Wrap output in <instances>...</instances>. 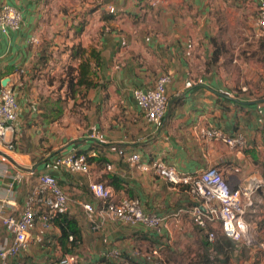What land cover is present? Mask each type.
<instances>
[{
  "label": "crops",
  "instance_id": "obj_1",
  "mask_svg": "<svg viewBox=\"0 0 264 264\" xmlns=\"http://www.w3.org/2000/svg\"><path fill=\"white\" fill-rule=\"evenodd\" d=\"M259 1L166 0L153 8L149 0H0V9L10 4L22 14L19 30L0 32V78L9 79L19 103L11 135L15 148H0V205L18 215L38 174L51 173L68 194L67 214L82 233L73 245L69 237L61 239L56 219L44 231L38 221L22 258L42 264L79 254L82 264H109L105 255L112 248L130 258L134 247L157 250L167 243L164 236L197 228L186 212L193 202L189 187L132 163L133 153L144 163L161 160L181 174L217 165L233 183L254 174L264 177V39L255 28ZM33 36L37 43L30 41ZM79 43L85 52L72 60V46ZM216 44L223 50L215 60ZM86 59L89 75L80 77ZM68 65L76 76L73 90L64 73ZM165 73L170 75L168 107L159 123L149 122L133 90L153 88ZM82 78L90 84L78 82ZM37 95H62V100ZM73 106L82 118L81 134L66 141L48 119L71 116ZM27 124L33 134L30 150L21 136ZM205 127L242 134L246 147L237 151L203 139ZM69 153H88L95 161L88 172L55 164L56 157ZM235 168L240 171L233 173ZM91 181L111 186L119 198H139L145 211L168 214L163 234L99 217L96 225L83 207L99 204ZM9 238L0 223V243Z\"/></svg>",
  "mask_w": 264,
  "mask_h": 264
},
{
  "label": "built area",
  "instance_id": "obj_2",
  "mask_svg": "<svg viewBox=\"0 0 264 264\" xmlns=\"http://www.w3.org/2000/svg\"><path fill=\"white\" fill-rule=\"evenodd\" d=\"M166 0H149L153 7H159ZM111 11H114L111 8ZM22 14L19 9L10 4H3L0 9V32L9 34L20 29ZM257 34L264 39V0H260L256 19ZM38 42L33 36L30 40ZM0 78V148L13 150L14 139L11 137L13 122L17 119L19 103L11 85H2ZM169 74H162L153 88L133 90L134 99L143 115L149 122L159 123L163 118L169 103L167 85ZM203 139L219 141L229 148L242 151L246 142L242 134L231 135L217 127H205L201 130ZM129 160L144 170H155L176 184L189 187L192 204L186 212L192 223L203 230L210 243L216 239L218 231L245 248H258L264 251V243L257 240L248 220V213L256 210L255 195L264 188V177L259 174L250 175L244 181L233 183L226 178L217 165H210L198 173L181 174L163 161L156 160L144 163L138 153L129 156ZM55 164L70 171L88 172L89 163L85 153H69L55 158ZM111 169L112 165L108 164ZM233 169V173L239 172ZM90 192L99 201L96 205L91 202L83 204L86 214L96 225L99 221L114 220L132 226H142L151 229L155 235L161 236L165 229L168 214L145 211L139 198H119L114 189L102 181H91ZM69 196L58 179L51 173L42 172L37 176V182L25 199L24 207L18 215L7 213L6 207L0 205V223L11 235V238L0 243V264H32L21 257L29 248L32 230L38 221L42 222V231L51 226L60 215L69 212ZM181 210L175 212L180 213ZM94 225V226H96ZM41 240V235L36 236ZM70 240L73 239L69 235ZM164 246V243H163ZM160 249L134 247L127 257L118 248H112L106 253L109 264H170L162 256ZM76 254H66L51 257L42 264H77ZM182 264V263H180Z\"/></svg>",
  "mask_w": 264,
  "mask_h": 264
},
{
  "label": "rangeland",
  "instance_id": "obj_3",
  "mask_svg": "<svg viewBox=\"0 0 264 264\" xmlns=\"http://www.w3.org/2000/svg\"><path fill=\"white\" fill-rule=\"evenodd\" d=\"M253 28L254 25H248V28ZM256 28V25H255ZM66 69L64 70L66 76ZM46 96H52L55 98L61 97L62 95H37L38 98ZM67 97V95H65ZM60 101V107H63L65 104ZM75 107L71 108V116H60L59 114L53 116L50 114L48 122L57 123L58 128H60V135L58 132L56 134L59 137L64 138L67 140H74L75 138L79 137L81 134L80 132V122L82 118L78 115V110L74 109ZM27 118V117H25ZM70 121L71 125H69L66 121ZM52 122V123H53ZM54 125V124H53ZM70 126V127H69ZM31 125L27 124L26 128L22 129L21 136L24 138V148L30 150L33 146V134ZM68 128L70 130H68ZM26 129V130H25ZM56 129V128H55ZM34 141V140H33ZM264 192V190H263ZM255 201L257 203L256 210H251L248 213V220L252 225V231L256 236V239L264 243V228L260 227V223L262 219H264V207H262L263 197L261 193L258 191L255 195ZM192 231V232H191ZM205 232L201 229L194 227L193 229L189 230L188 232H176L169 237L164 236V240H166L163 246L164 254L169 256L170 258H165L173 261H180L182 264H198L200 263L201 254L204 252L205 243L208 241V238ZM221 232L218 231L216 234V239L214 242H217L220 238ZM166 238H172L170 241ZM78 263L82 264L81 257L79 254H76ZM225 258V256H220ZM186 259L178 260V259ZM226 261L222 262L221 264H264V251L259 250L258 248H245L242 249L239 246L235 247V251L231 253L227 258ZM108 262V261H105ZM90 264V263H89Z\"/></svg>",
  "mask_w": 264,
  "mask_h": 264
},
{
  "label": "trees",
  "instance_id": "obj_4",
  "mask_svg": "<svg viewBox=\"0 0 264 264\" xmlns=\"http://www.w3.org/2000/svg\"><path fill=\"white\" fill-rule=\"evenodd\" d=\"M74 48V52H70V59L74 60L75 58L81 56L84 54L85 52V48L82 47V45L76 44L74 46H72V49ZM222 46L217 45L216 44V49L214 51V59L216 60L218 58V56L222 53ZM89 71H90V63L89 60H83L80 64V77H86L89 75ZM66 80L68 81L67 86L70 90H73L74 86H75V74L74 73V68L71 65H68L66 67ZM86 81L85 83L87 85H89L90 83L88 82V80H84L83 78L80 79L78 82H83ZM62 97L59 98V100ZM56 116V115H55ZM87 154V161L88 163H92L93 161H95V156H90L88 153ZM263 197V203H262V207H264V192L263 189H261L259 191ZM56 223L59 225L60 229H61V234L60 237L63 240L64 238L67 239L69 237L70 234H72L73 239L71 242V244L76 245L77 242H80L82 239V233H81V228L78 225V221L74 218L69 216L67 213L64 214H60L57 218H56ZM260 227L264 228V219H262L261 223H260ZM205 234V233H204ZM205 248H204V252L203 254H201L200 257V263L198 264H221L222 262H225L226 259L231 253H233L235 251V247L239 246L242 249H245V247H242L241 245H239V243L228 239L226 237H224L223 235H220V238L217 242H213L210 243L209 241H207L205 243ZM220 256H225V258L220 257Z\"/></svg>",
  "mask_w": 264,
  "mask_h": 264
},
{
  "label": "water",
  "instance_id": "obj_5",
  "mask_svg": "<svg viewBox=\"0 0 264 264\" xmlns=\"http://www.w3.org/2000/svg\"><path fill=\"white\" fill-rule=\"evenodd\" d=\"M8 81H9V79H4V80H2V85H7L8 84Z\"/></svg>",
  "mask_w": 264,
  "mask_h": 264
}]
</instances>
